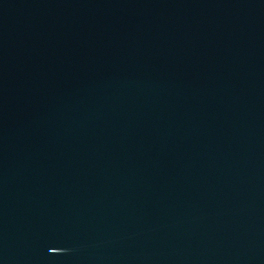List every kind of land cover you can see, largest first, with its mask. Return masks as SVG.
<instances>
[{
    "label": "water",
    "instance_id": "1",
    "mask_svg": "<svg viewBox=\"0 0 264 264\" xmlns=\"http://www.w3.org/2000/svg\"><path fill=\"white\" fill-rule=\"evenodd\" d=\"M0 264H264V0H0Z\"/></svg>",
    "mask_w": 264,
    "mask_h": 264
},
{
    "label": "snow or ice",
    "instance_id": "2",
    "mask_svg": "<svg viewBox=\"0 0 264 264\" xmlns=\"http://www.w3.org/2000/svg\"><path fill=\"white\" fill-rule=\"evenodd\" d=\"M49 251L56 252V251H59V249L56 248V247H52V248L49 249Z\"/></svg>",
    "mask_w": 264,
    "mask_h": 264
}]
</instances>
